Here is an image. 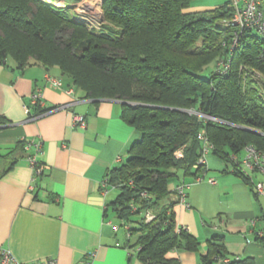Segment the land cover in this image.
Masks as SVG:
<instances>
[{"label":"trees","instance_id":"1","mask_svg":"<svg viewBox=\"0 0 264 264\" xmlns=\"http://www.w3.org/2000/svg\"><path fill=\"white\" fill-rule=\"evenodd\" d=\"M193 1L102 0L100 26L87 29L73 23L65 8L42 0H0V65L10 57L19 70L55 66L88 96L124 101L122 118L140 138L107 176L118 188L111 205L128 240L135 236L138 258L148 264L168 263L165 254L174 248H197L190 232L176 225L177 185L170 189L169 182L202 169L195 166L202 130L210 153L232 166L254 195L252 179L230 154L248 144L264 152V40L244 29L232 47L236 30L220 23L232 14L229 0L205 10L192 9ZM210 63L213 70L201 75ZM35 105L39 112L28 119L57 108ZM146 210L154 213L148 222ZM257 239L264 244V233ZM206 250L201 264L224 258L226 264H253L224 254L215 236Z\"/></svg>","mask_w":264,"mask_h":264},{"label":"crops","instance_id":"2","mask_svg":"<svg viewBox=\"0 0 264 264\" xmlns=\"http://www.w3.org/2000/svg\"><path fill=\"white\" fill-rule=\"evenodd\" d=\"M15 65L10 57L0 65V247L24 263L54 257L57 264H148L111 205L118 188L101 182L140 138L122 118L124 101L88 96L55 66ZM35 90L44 105L57 108L28 119L39 112L30 101ZM73 114L85 117L84 128L72 124ZM32 156L43 173L35 172ZM201 168L169 182L170 189L185 183L174 220L198 245L167 251L166 264H201L214 236L224 254L264 264V244L255 233L264 230V198L215 155L207 154Z\"/></svg>","mask_w":264,"mask_h":264},{"label":"built area","instance_id":"3","mask_svg":"<svg viewBox=\"0 0 264 264\" xmlns=\"http://www.w3.org/2000/svg\"><path fill=\"white\" fill-rule=\"evenodd\" d=\"M78 6H82L81 4L77 3ZM261 5V0H229L228 6L231 8L232 14L230 17L227 18H222L220 23L224 26H229L234 28L236 31L232 33L231 40H232V47L233 45L237 42L239 39L240 33L245 29H249L257 33L263 40H264V10L260 8ZM82 9L85 7H81ZM78 9V7L76 8ZM90 21V22H89ZM89 24L92 26L99 25L100 22H102V19L98 21H92L89 20ZM96 24V25H95ZM262 51L264 52V45L262 48ZM221 65V64H220ZM224 69L227 67V65H221ZM251 77L252 78H258V74L256 72H251ZM47 79L53 83V84H58L59 82L52 78L51 76H47ZM30 101L32 104H37L42 108L44 107V102L42 101L40 97V92L38 90H35L32 95L30 96ZM50 110H47L45 112H49ZM43 112V114L45 113ZM25 113H29L28 108L26 107ZM42 114V113H41ZM40 115V114H39ZM39 115H35L30 117L29 119H34L38 117ZM199 116H204L207 118H211L208 115L204 114H198ZM72 124L79 127V128H84L86 125L85 122V117L81 114H73L72 115ZM199 140L201 141V155L197 159V165H203L205 164V156L210 152L211 149V144L207 137L204 134V131L202 130L199 135ZM35 151H39L40 149V142H37L35 144ZM175 157H181L182 156V151L176 150L174 152ZM30 162L32 164H35V158L34 156L29 157ZM230 160L236 165L239 170H241L245 175H247L249 178L250 174H258L260 176L259 179L256 181L252 182V187L253 190L255 191L256 195L262 196L264 198V152L261 150H258L255 146L252 144L245 145L242 148V151L237 155L234 153L230 154ZM232 167V166H231ZM41 168L37 167L36 168V173L40 172ZM210 182H213V180H209ZM102 184L105 185H110V186H116L113 184H110L108 181V177H104L103 180L101 181ZM185 183H179L175 189L177 191L178 195V201L181 203L185 202ZM154 217V213H152L151 210H146L144 213V220L146 222L150 221ZM251 224H255V220H251ZM116 229L117 226H114ZM127 229V227L125 226ZM127 231V230H126ZM256 237L260 238L264 230L263 229H257L255 230ZM127 236H129L128 231H127ZM94 253L91 252L90 255H93ZM227 259L224 258L221 260L219 263L220 264H226ZM0 264H57L56 258L54 257H46L41 260H36L32 261L29 263H24L20 262L17 259H15L12 254L7 250L2 247H0Z\"/></svg>","mask_w":264,"mask_h":264},{"label":"rangeland","instance_id":"4","mask_svg":"<svg viewBox=\"0 0 264 264\" xmlns=\"http://www.w3.org/2000/svg\"><path fill=\"white\" fill-rule=\"evenodd\" d=\"M42 1L47 2L48 4H51L56 8H65L68 12L67 14H70L73 23H79V26L81 23H83L85 25L83 27L87 29H91L89 25L90 22L89 20L92 19V21H94L95 23V21L100 20V18L103 19L102 9H101L102 0H82L79 2V4H81L82 6H78L77 3L67 2L65 0H42ZM226 1L227 0H194L192 6L196 7V9L198 10H205V9L218 7L224 4ZM77 7L78 9H76ZM81 7H85V8L82 9ZM100 24L99 25L95 24V25L99 27ZM34 44L36 45L37 48L38 43L34 41ZM213 68H214V64L210 63L205 69L201 71V75L208 76V73L210 72L211 69L213 70ZM256 73L258 74V76H261L260 73L258 72ZM208 154L211 155L210 152Z\"/></svg>","mask_w":264,"mask_h":264},{"label":"water","instance_id":"5","mask_svg":"<svg viewBox=\"0 0 264 264\" xmlns=\"http://www.w3.org/2000/svg\"><path fill=\"white\" fill-rule=\"evenodd\" d=\"M251 131L256 132V133H260L259 131H256V130H251ZM260 134H262V133H260Z\"/></svg>","mask_w":264,"mask_h":264}]
</instances>
